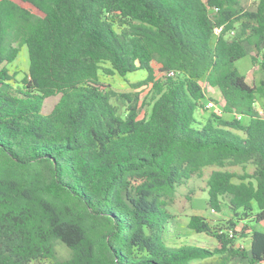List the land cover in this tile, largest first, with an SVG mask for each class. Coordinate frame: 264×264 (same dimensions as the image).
Listing matches in <instances>:
<instances>
[{
	"label": "trees",
	"instance_id": "16d2710c",
	"mask_svg": "<svg viewBox=\"0 0 264 264\" xmlns=\"http://www.w3.org/2000/svg\"><path fill=\"white\" fill-rule=\"evenodd\" d=\"M23 47L17 80L5 65ZM248 55L264 72V0H0V264H264V79L239 73ZM139 70L141 119L137 94L99 80ZM206 168V205L229 219L186 229L218 246L170 244L168 201Z\"/></svg>",
	"mask_w": 264,
	"mask_h": 264
},
{
	"label": "rangeland",
	"instance_id": "374dc122",
	"mask_svg": "<svg viewBox=\"0 0 264 264\" xmlns=\"http://www.w3.org/2000/svg\"><path fill=\"white\" fill-rule=\"evenodd\" d=\"M241 5L248 10H251L255 6V0H239ZM255 51L251 50L250 54L253 55ZM8 70L9 75L17 73V80L27 73L28 69V57L26 48L20 49L16 60L5 65ZM152 67L154 69L156 77L161 76L159 73V66L152 62ZM235 67L240 74L244 75L247 83L250 85L258 83L260 79H264V72L259 68L258 64H253L250 55L238 60L235 63ZM145 76L144 71H136L134 73H129L124 77H119L118 75H105L102 72L99 74V80L102 86L108 88L115 94H137L139 97L138 107L140 108L139 119L146 118L149 114L150 107L148 106V100L150 96L149 88L141 87L134 88L133 85L138 81L142 80ZM206 87L205 85H203ZM206 91L209 96H211L215 101H220V94L217 89L206 87ZM111 103L119 108V112L123 113L125 110V99L122 97L114 96L111 99ZM209 117V113H202L199 109L194 112V118L196 120H201L202 118ZM212 168H206L203 170L201 177H193L186 184L178 187L174 197L168 201V210L172 215L167 232L166 241L175 246L186 244V245H196L203 248L213 249L218 246L215 239L205 236L204 234H194L187 232L186 224L190 216L199 215L206 218L213 226L223 225L228 219L226 208L222 206L220 212L210 210L206 205L207 193L205 182L208 177L209 172ZM241 225L238 224V228ZM235 243L238 246H246L247 239L236 240ZM57 255L60 259H65L68 256V251L61 245L56 247ZM218 259H208L195 261L192 264H219ZM46 264V263H44ZM225 264H245L244 262H239L237 260L229 261Z\"/></svg>",
	"mask_w": 264,
	"mask_h": 264
},
{
	"label": "built area",
	"instance_id": "2783aa9c",
	"mask_svg": "<svg viewBox=\"0 0 264 264\" xmlns=\"http://www.w3.org/2000/svg\"><path fill=\"white\" fill-rule=\"evenodd\" d=\"M219 31H220V29H215L214 30L215 33H218ZM172 74L173 73L170 72V75H172ZM205 108L208 109V110H213L216 114H220L221 113V107L218 104H216L214 101H211V100H209V101H207L205 103ZM260 113H262V112L260 111ZM237 119H240V117L238 116ZM228 234H229V237L232 236V232L231 231H228Z\"/></svg>",
	"mask_w": 264,
	"mask_h": 264
}]
</instances>
